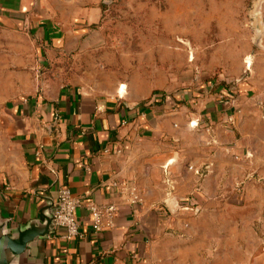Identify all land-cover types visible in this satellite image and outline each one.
I'll return each instance as SVG.
<instances>
[{
    "label": "crops",
    "instance_id": "crops-1",
    "mask_svg": "<svg viewBox=\"0 0 264 264\" xmlns=\"http://www.w3.org/2000/svg\"><path fill=\"white\" fill-rule=\"evenodd\" d=\"M113 1L0 0L1 231L43 229L60 189L81 231L9 264H264V1L257 42L233 13L217 43L113 41Z\"/></svg>",
    "mask_w": 264,
    "mask_h": 264
},
{
    "label": "rangeland",
    "instance_id": "rangeland-1",
    "mask_svg": "<svg viewBox=\"0 0 264 264\" xmlns=\"http://www.w3.org/2000/svg\"><path fill=\"white\" fill-rule=\"evenodd\" d=\"M263 1L114 0L107 9L105 20L113 41L149 43L156 39V43H160L168 39L173 43H182V38L186 43H217L214 32L233 13L236 14L237 24L250 22L254 31L255 21L252 16L257 10L259 21ZM200 34L207 37L197 42ZM63 66L69 69L71 63L65 62Z\"/></svg>",
    "mask_w": 264,
    "mask_h": 264
},
{
    "label": "built area",
    "instance_id": "built-area-1",
    "mask_svg": "<svg viewBox=\"0 0 264 264\" xmlns=\"http://www.w3.org/2000/svg\"><path fill=\"white\" fill-rule=\"evenodd\" d=\"M214 85L211 84L210 88ZM131 203H138L140 199L135 191H131ZM79 207V201L75 199L69 190L60 189L57 193L55 208L52 214V225L54 229L61 230V238L66 241L81 237L75 211ZM90 227L94 232L110 229L116 215V208L110 206H97L89 204L87 206Z\"/></svg>",
    "mask_w": 264,
    "mask_h": 264
},
{
    "label": "water",
    "instance_id": "water-1",
    "mask_svg": "<svg viewBox=\"0 0 264 264\" xmlns=\"http://www.w3.org/2000/svg\"><path fill=\"white\" fill-rule=\"evenodd\" d=\"M257 15L258 11L256 10L255 14L252 16L255 21L254 34L256 42L261 36V29L259 21H257ZM52 214L51 217L46 220L43 229H39L32 224L29 228L19 231L17 237H10L9 235L2 233L0 227V264H9L10 256H19L25 251L30 242L38 237L49 234V228L52 224Z\"/></svg>",
    "mask_w": 264,
    "mask_h": 264
}]
</instances>
